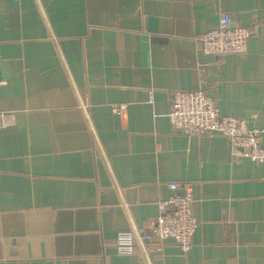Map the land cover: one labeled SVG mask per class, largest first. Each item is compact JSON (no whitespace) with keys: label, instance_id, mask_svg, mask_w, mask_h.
I'll list each match as a JSON object with an SVG mask.
<instances>
[{"label":"crops","instance_id":"1","mask_svg":"<svg viewBox=\"0 0 264 264\" xmlns=\"http://www.w3.org/2000/svg\"><path fill=\"white\" fill-rule=\"evenodd\" d=\"M223 13L245 54L199 50ZM194 90L264 128V0H0V264H264V162L172 129ZM189 184V252H117Z\"/></svg>","mask_w":264,"mask_h":264},{"label":"built area","instance_id":"2","mask_svg":"<svg viewBox=\"0 0 264 264\" xmlns=\"http://www.w3.org/2000/svg\"><path fill=\"white\" fill-rule=\"evenodd\" d=\"M251 36L246 28L234 26L228 13H223L219 26L201 38L199 50L217 58L230 54L243 55L248 50ZM122 109L123 106H118L114 111ZM168 117L173 130L187 136L221 135L227 138L233 158H248L257 164L264 162V128H253L246 120L222 116L216 100L204 90L173 92ZM178 188L177 184L170 185L172 191ZM192 203L193 187L189 184L183 196H173L160 204V215L153 222L148 239H142L138 232H122L116 240L117 252L139 255L146 245L161 250L160 246L167 240L173 241L183 252H189L200 224L193 214Z\"/></svg>","mask_w":264,"mask_h":264}]
</instances>
